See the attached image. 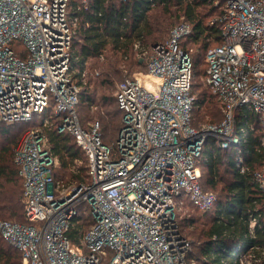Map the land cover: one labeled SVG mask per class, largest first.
<instances>
[{
    "label": "built area",
    "instance_id": "built-area-1",
    "mask_svg": "<svg viewBox=\"0 0 264 264\" xmlns=\"http://www.w3.org/2000/svg\"><path fill=\"white\" fill-rule=\"evenodd\" d=\"M89 1L79 0L75 12ZM69 2L0 0V122L26 126L14 162L27 220L0 219L2 238L24 264H197L187 259L191 242L179 231L176 209L184 213L189 203L207 211L217 200L199 181L198 160L212 136L220 148L237 145V171H248L263 192L242 242L225 250L221 264H264V160L249 170L238 147L257 123L264 150V0H213L223 7L222 42L206 51L204 79L219 102L220 122L192 123V59L179 46L190 26L181 22L150 50L134 42L146 70L117 83L121 127L111 144L98 121L79 119L87 69L73 46L78 15ZM14 41L23 46L20 55ZM52 115L57 132L71 135L85 156L80 183L54 175L59 158L39 128L51 125ZM89 216L87 229L80 228Z\"/></svg>",
    "mask_w": 264,
    "mask_h": 264
},
{
    "label": "trees",
    "instance_id": "trees-1",
    "mask_svg": "<svg viewBox=\"0 0 264 264\" xmlns=\"http://www.w3.org/2000/svg\"><path fill=\"white\" fill-rule=\"evenodd\" d=\"M78 3L79 0H70L69 9L70 13L78 15L73 46L81 56V61L86 60L87 69V84L80 93L77 105L81 123L89 118L82 116L81 109L94 104L97 110L92 118L99 122L102 140L105 143L114 141L121 127V110L115 96L116 82L132 72L146 70L145 63L139 60L133 44L139 40L142 46L150 50L154 44L165 41L170 34L163 40L150 39L156 38L157 31L165 29L160 21L163 17L181 19L179 23L189 24L190 31L180 39L179 46L191 56L193 78L200 76L206 84L207 89L197 92L192 89V78L191 93L195 96L192 123L198 126L196 120L200 112L211 116L212 120L217 119L214 111L219 104L204 78L206 51L222 42L221 23L217 20L223 8L221 2L214 5L212 0H90L75 12ZM154 9L158 11L152 13ZM213 18L216 20L211 23ZM151 35L154 36L148 38ZM12 44L20 55L24 50L23 46L18 41ZM126 64L141 69L123 70ZM93 92L97 96L93 97ZM243 119L242 113L238 112L237 126ZM251 119L254 120V117L251 116ZM51 122V125L42 127L41 131L45 133L54 154L59 158V166L54 170V175L63 181L67 179L66 182L84 181L87 176L86 166L78 167L76 171L71 169L77 157L83 156L85 160L81 148L71 135L57 132V116L52 115ZM24 126L23 123L0 122V219L15 222H27L24 214L23 178L14 162V149L20 132L26 127ZM254 128L245 142L238 144L249 170L258 168L264 160V150L259 148V137L263 130L257 123ZM236 147L233 144L228 148H220L212 136L205 139V147L198 160L201 171L199 181L204 190L215 193L217 200L207 211L186 204L187 208L193 207L196 213L207 218L200 231L191 235L198 241L190 239L191 250L187 259L195 258L197 264H221L225 250L236 242H242L248 216L263 205V192L256 187L249 172L240 173L235 167ZM84 171L85 174H82ZM183 215L177 216L178 222ZM184 219L193 223L195 221L192 218ZM90 222L89 216L80 221L78 226L87 229ZM75 232V229H71L68 234L72 237ZM0 264H22L21 253L11 247L1 234Z\"/></svg>",
    "mask_w": 264,
    "mask_h": 264
},
{
    "label": "rangeland",
    "instance_id": "rangeland-1",
    "mask_svg": "<svg viewBox=\"0 0 264 264\" xmlns=\"http://www.w3.org/2000/svg\"><path fill=\"white\" fill-rule=\"evenodd\" d=\"M212 3L214 4V5H217V4H215L214 2H213V0H212ZM156 10L158 11V9H154L153 11H152V13H154V12H156ZM151 13V14H152ZM160 21H161V24L164 26V28L165 29H163L161 32L160 31H157L158 33L155 35L156 36V38H154L153 36L154 35H151V36H149L148 38H150V37H153V38H150V39H157V40H163L164 38H166L167 36H168V34H170V32H171V30H172V28L174 27V26H176L177 24H179V21H181V19L180 20H176L175 18H173V17H171V18H165V17H163V18H161L160 19ZM102 58V57H101ZM112 58V57H111ZM143 62L145 61V60H142ZM199 68H201V66L199 65ZM126 69H130V70H132V71H135V70H139V69H141V68H139V67H137V66H132V67H129L127 64H126V66L124 67L123 66V70H126ZM205 80V79H204ZM118 82H116V84H117ZM195 86V87H194ZM199 86V87H198ZM206 84L204 83V81L201 79V77L200 76H195L194 78H193V87H192V89L194 90H197V92L198 91H201V90H205V89H207L206 87ZM115 87H116V85H115ZM112 95H114V91L112 92ZM94 96H97L96 95V93L95 92H93V97ZM99 98V97H98ZM215 98H216V96H215ZM97 100V99H96ZM215 100H217V98L215 99ZM218 101V100H217ZM218 104H219V102H218ZM82 110V116H84V117H89V118H86L85 120H83L84 122H89V121H96V119L95 118H92L93 116H94V114H95V112H96V106L94 105V104H90V106L89 107H87V108H83V109H81ZM214 113L216 114V116H217V119H215V120H212V118H211V116H207V115H203L201 112L200 113H198V115H197V120H196V122L198 123V125H200L201 123H204V122H220L221 120H222V118H221V116H222V112H221V110H220V106L219 107H217L216 109H215V111H214ZM202 114V115H201ZM201 118V119H200ZM35 120H36V123H38L39 121H40V118L38 117V118H35ZM244 127L246 128V126L244 125ZM40 131H41V128H42V126L40 125ZM20 133H22V132H20ZM11 134V133H10ZM43 134H45V133H43ZM13 135V134H12ZM14 135H16L17 136V134H14ZM21 135V134H20ZM2 140V136H0V141ZM111 144V143H110ZM74 163H75V165L71 168L72 170L74 169L75 171H76V169L78 168V167H82L83 165L85 166V160H84V158H83V156L82 157H77L76 159H75V161H74ZM71 169H70V171H71ZM82 174H85V171L82 173ZM65 181H67V179L65 180ZM71 182H74V181H71ZM214 191H216V189L214 190ZM186 210V211H185ZM185 210H184V213H183V211H179V210H177L176 209V215L178 216V215H181V214H184L183 215V217H181L180 218V221L178 222V228H179V231H180V233L181 234H183L188 240H194L195 242H197L198 241V239L197 238H193L191 235H192V233H198L199 231H200V229L202 228V226H204L205 225V222H207V218L206 217H204L203 215H201V214H199V213H196V209L195 208H193V207H189V208H185ZM198 212V211H197ZM184 218H192L193 220H195L194 221V223L193 222H190V221H186ZM193 238V239H192ZM191 240H190V242H191ZM193 249H194V251H196V247L193 245ZM22 264H24L23 262H22Z\"/></svg>",
    "mask_w": 264,
    "mask_h": 264
}]
</instances>
